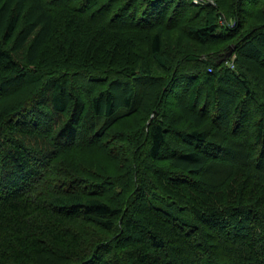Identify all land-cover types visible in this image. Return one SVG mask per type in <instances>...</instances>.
I'll return each instance as SVG.
<instances>
[{
  "label": "trees",
  "instance_id": "obj_1",
  "mask_svg": "<svg viewBox=\"0 0 264 264\" xmlns=\"http://www.w3.org/2000/svg\"><path fill=\"white\" fill-rule=\"evenodd\" d=\"M213 1L0 0V264H264V0Z\"/></svg>",
  "mask_w": 264,
  "mask_h": 264
},
{
  "label": "rangeland",
  "instance_id": "obj_2",
  "mask_svg": "<svg viewBox=\"0 0 264 264\" xmlns=\"http://www.w3.org/2000/svg\"><path fill=\"white\" fill-rule=\"evenodd\" d=\"M214 4L215 3L213 0H209L203 3V5L209 6V7ZM132 121L133 120L131 119V120H125V121L120 122L117 126V130L118 131L130 130L132 129L131 128L132 126L134 128L136 125ZM77 153H80V152H77ZM82 153L84 154V157L80 156V158L78 157L75 161L67 160L68 162H66V164L68 166H71L73 164L74 166L79 167L78 165L84 163L85 166L90 167L93 171L100 172L105 176L108 174L115 175L124 169V166L122 165L119 157L114 158L109 153H106L105 151L87 150ZM112 193H110L109 196L111 195L114 203L118 205L124 203V197L123 198L120 197V195H123L121 194L122 193L121 189H116Z\"/></svg>",
  "mask_w": 264,
  "mask_h": 264
},
{
  "label": "built area",
  "instance_id": "obj_3",
  "mask_svg": "<svg viewBox=\"0 0 264 264\" xmlns=\"http://www.w3.org/2000/svg\"><path fill=\"white\" fill-rule=\"evenodd\" d=\"M206 1H209V0H193L194 4L196 5H200V4H203L205 3ZM222 23L224 24V20L222 19Z\"/></svg>",
  "mask_w": 264,
  "mask_h": 264
},
{
  "label": "water",
  "instance_id": "obj_4",
  "mask_svg": "<svg viewBox=\"0 0 264 264\" xmlns=\"http://www.w3.org/2000/svg\"><path fill=\"white\" fill-rule=\"evenodd\" d=\"M233 51H234V48L231 49V50L227 53V55H226V57H225L224 60H227L228 58H230V57L233 55Z\"/></svg>",
  "mask_w": 264,
  "mask_h": 264
}]
</instances>
